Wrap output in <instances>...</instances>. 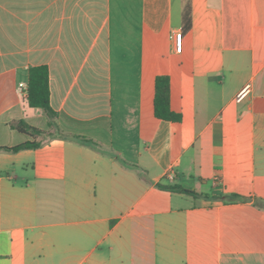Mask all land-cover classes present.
I'll use <instances>...</instances> for the list:
<instances>
[{"label": "crops", "instance_id": "crops-1", "mask_svg": "<svg viewBox=\"0 0 264 264\" xmlns=\"http://www.w3.org/2000/svg\"><path fill=\"white\" fill-rule=\"evenodd\" d=\"M29 141L0 150V264H264V0H0V148Z\"/></svg>", "mask_w": 264, "mask_h": 264}, {"label": "trees", "instance_id": "trees-1", "mask_svg": "<svg viewBox=\"0 0 264 264\" xmlns=\"http://www.w3.org/2000/svg\"><path fill=\"white\" fill-rule=\"evenodd\" d=\"M27 103L30 108L42 109L47 114L50 122L49 125L55 131H59L57 124V113L52 109L50 103V76L49 70L46 66L33 67L29 71V81L27 89ZM154 115L158 120L178 123L181 122V114L175 113L171 109V87L170 78L167 75H159L155 80V95H154ZM18 131L25 133L32 138L46 135V132L37 128L31 127L24 122H21L18 126L14 127ZM75 140L80 143L95 146L96 144L83 137L74 136ZM41 146V143L36 141H29L17 145L12 148L2 147L0 150H6L11 152H19L22 150L36 149ZM160 188H167L159 185ZM171 189L180 191L189 195H197L193 192H188L180 187H173ZM226 202H245L247 198L239 195H232L230 197L221 198Z\"/></svg>", "mask_w": 264, "mask_h": 264}, {"label": "built area", "instance_id": "built-area-1", "mask_svg": "<svg viewBox=\"0 0 264 264\" xmlns=\"http://www.w3.org/2000/svg\"><path fill=\"white\" fill-rule=\"evenodd\" d=\"M175 39V48L177 53H181L182 51V40H183V35L181 32L175 33L174 36ZM25 86L23 84H20V88H24ZM250 92V86H246L243 90H241L237 96V99L239 101L243 100L248 93ZM176 177V174L173 170H170L167 174V178L171 181H173Z\"/></svg>", "mask_w": 264, "mask_h": 264}]
</instances>
